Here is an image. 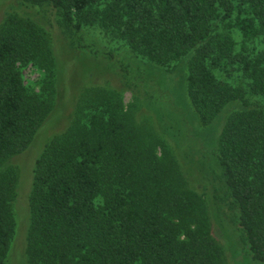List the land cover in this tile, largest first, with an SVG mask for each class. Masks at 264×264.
<instances>
[{
  "label": "trees",
  "instance_id": "1",
  "mask_svg": "<svg viewBox=\"0 0 264 264\" xmlns=\"http://www.w3.org/2000/svg\"><path fill=\"white\" fill-rule=\"evenodd\" d=\"M29 1L54 7L81 41L99 29L128 57L186 69L188 100L204 127L242 103L209 154L253 260L264 264V0ZM253 42L262 49L250 54ZM31 63L51 72L53 88L56 60L40 32L0 31V166L28 148L52 108L24 84L18 66ZM234 72L249 82L231 86ZM112 104L74 122L36 161L30 264H223L206 203L186 188L169 145L161 141L159 159ZM14 198L15 177L0 173V264H10Z\"/></svg>",
  "mask_w": 264,
  "mask_h": 264
},
{
  "label": "rangeland",
  "instance_id": "2",
  "mask_svg": "<svg viewBox=\"0 0 264 264\" xmlns=\"http://www.w3.org/2000/svg\"><path fill=\"white\" fill-rule=\"evenodd\" d=\"M18 27L27 34L31 30L39 31L52 49L56 63L53 88L51 72L36 63L18 66L29 94L52 108L28 148L0 166V173L15 177L12 203L15 232L10 264H30L27 247L36 161L56 137L78 120L85 124L88 116L104 108V103L105 108L114 103L112 107L114 105L117 111L121 105V113L130 116L146 142L153 144L159 159L165 156L161 141L170 146L186 188L199 194L206 203L208 225L222 249L223 264H263L252 258L221 167L217 158L209 154L218 147L230 115L243 108L241 102L234 103L223 116L204 127L188 100L186 69L166 71L128 57L122 45L115 41L110 44L99 29L91 31L81 41L71 30H66L58 11L49 4L0 0V31ZM236 41L240 44L241 38L236 36ZM256 48L261 51L262 46L251 43L250 54ZM227 81L233 87L249 82L238 72L227 77ZM255 101L257 99H251Z\"/></svg>",
  "mask_w": 264,
  "mask_h": 264
}]
</instances>
